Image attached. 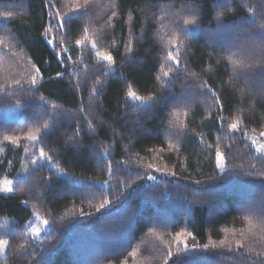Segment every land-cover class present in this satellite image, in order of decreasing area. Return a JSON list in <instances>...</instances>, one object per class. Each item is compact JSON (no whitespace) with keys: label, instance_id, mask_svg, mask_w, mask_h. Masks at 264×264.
Instances as JSON below:
<instances>
[{"label":"trees","instance_id":"16d2710c","mask_svg":"<svg viewBox=\"0 0 264 264\" xmlns=\"http://www.w3.org/2000/svg\"><path fill=\"white\" fill-rule=\"evenodd\" d=\"M261 37L264 0H0V264L264 262V156L229 128L264 130Z\"/></svg>","mask_w":264,"mask_h":264},{"label":"rangeland","instance_id":"374dc122","mask_svg":"<svg viewBox=\"0 0 264 264\" xmlns=\"http://www.w3.org/2000/svg\"><path fill=\"white\" fill-rule=\"evenodd\" d=\"M22 119H23V112L19 107L0 109V121H21ZM237 130H240L243 139L249 144V146L254 151V153L264 156V147H261L262 145H264V137L260 136V133L264 132V130L261 132H252L249 130L241 129L239 123ZM253 140H256L255 144L252 142ZM39 158L43 159L41 157ZM216 162L217 165L218 164L222 165V167H218L219 170H222L223 169L222 159H218L216 156ZM59 175H63V174L60 173ZM9 189L12 190V180L5 179L2 182L0 191L8 194L11 192L9 191ZM42 221H44V219H42L38 214L34 213L31 220L27 223L26 229L28 228L29 230L32 227H38L40 229V234H41L42 232L48 229V224L45 225ZM29 232L32 234L30 230Z\"/></svg>","mask_w":264,"mask_h":264},{"label":"snow or ice","instance_id":"6c2138e0","mask_svg":"<svg viewBox=\"0 0 264 264\" xmlns=\"http://www.w3.org/2000/svg\"><path fill=\"white\" fill-rule=\"evenodd\" d=\"M186 23H191V21H187ZM59 26L61 28L64 26V21L63 20L60 21ZM261 41H262V46L260 48H258L257 51L259 52V54L261 56H264V37H261ZM49 43H52V41H49ZM76 43H77V45H80V44H83L84 41L77 40ZM93 47H95V45H93ZM103 59L105 61L111 62L113 58H112L111 55H106V56H103ZM168 59L169 60H172V61H175V62L178 63L177 56L173 55L172 52H169L168 53ZM36 72H37V74H39L40 73V69L37 68L36 69ZM56 75H57V77H60V76H62V73L57 72ZM165 75L167 76L168 73L166 72ZM35 83H36V81H35V79H33L32 80V84L35 85ZM206 91L211 92L212 90H211V88H207ZM128 96L129 97H132V98H135V99H138V100L139 99H142L141 97L137 96L136 93L133 92L131 89H129V91H128ZM213 98L215 99V94L214 93H213ZM217 105L219 106V101H217ZM229 128H230V130H233V131L236 130L238 128V123H236V122L232 123L229 126ZM260 136L261 137H264V132H261L260 133ZM30 138L33 139V140L37 139V137L34 134H30ZM252 142L255 144L256 143V140H253ZM261 147H264V145H262ZM40 157L41 158H44V159H47L49 161H51V159H52L50 156H47V154L43 150L40 151ZM217 158L218 159H222L223 158V154L218 152L217 153ZM33 163H35V161H33ZM217 166L218 167H222V165H219V164ZM157 171H159V169H157ZM9 191H11V189H9ZM25 203H27V202H25ZM100 207L101 208H104V205L102 204ZM42 222L45 225L48 224V221L47 220H44ZM29 230L32 232L33 235L38 236L40 234V229L38 227H32ZM7 244H8V241H6V240H0V252H2L5 249V247L7 246ZM261 264H264V262H261Z\"/></svg>","mask_w":264,"mask_h":264}]
</instances>
